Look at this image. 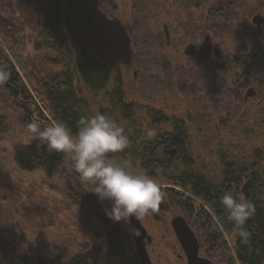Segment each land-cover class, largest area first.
<instances>
[{"label": "trees", "instance_id": "trees-1", "mask_svg": "<svg viewBox=\"0 0 264 264\" xmlns=\"http://www.w3.org/2000/svg\"><path fill=\"white\" fill-rule=\"evenodd\" d=\"M15 2L17 7L11 2H0V81L5 83L12 100L10 109L18 114L22 128L33 120L43 125L55 119L75 131L81 115H92L79 84L98 96L113 82V92L108 94L111 111L102 112L113 119L118 113L127 122L129 147L115 154L117 158L131 156L134 162L140 161L146 173L161 185L159 211L150 215L159 220L173 209L180 210L199 237L202 250L215 264H264V142L260 146L255 141V138L264 140L258 127L262 121L264 124V108L252 117L251 110H244L240 104L241 97L238 100L235 94L229 95L212 84L205 97L199 95L198 100H191L190 83L196 78L192 65L180 70L178 75L186 81L179 88L176 81L153 74L154 67L162 68L161 62L151 58L152 54L143 48L147 18L152 15L140 16L143 12L139 10L131 30L138 47V61L147 73L138 82L140 85H133L123 80L120 73L114 76L116 62L112 58L122 54L121 41L113 34L110 22L103 18L99 0ZM224 22L222 15H212L195 31L205 33L215 29V34L222 37L227 32ZM26 23L36 33L32 40L34 53L50 58L53 70L48 75L34 74L23 59L25 48L22 52L19 48ZM164 65L167 67L168 63ZM246 66L255 79L264 81L263 58L252 59ZM32 104L37 107L35 112ZM138 107L147 114L137 113ZM148 114L150 119L146 117ZM5 119L0 118V135L6 131ZM188 121H191L189 129L184 127ZM153 132V137H149ZM29 136L33 142L17 150V165L29 172L43 169L49 177L62 174L68 200L89 211L105 229L106 251L85 248L69 264H143L128 223L113 222L105 215L104 208L110 207L108 201L105 206L85 191L78 174L64 166V154L49 152L35 137ZM241 142L252 146L246 149ZM245 180H250L251 185L243 196L256 207L255 215L245 225L251 233L247 243L237 236L227 220V210L220 203V197L227 191L238 199ZM0 264L67 263L61 256L50 260L21 256L13 241L0 238Z\"/></svg>", "mask_w": 264, "mask_h": 264}, {"label": "rangeland", "instance_id": "rangeland-1", "mask_svg": "<svg viewBox=\"0 0 264 264\" xmlns=\"http://www.w3.org/2000/svg\"><path fill=\"white\" fill-rule=\"evenodd\" d=\"M0 2H11L12 6H16L15 0H0ZM99 3L103 18L110 22L113 34L118 36L119 42L121 41L119 48L122 54L114 55L112 58L116 62L114 64L116 68L113 69L114 76L120 73L123 80L127 79L133 85H140L138 82L144 74H147L138 61V47L131 34V30L134 29L137 22L136 15L140 10L143 12L140 13V16H144L145 13L148 16L152 15V18H147L148 24H146V38L143 48H146L145 51L152 54L151 58L160 60L162 67H154L152 73H159V77L163 80L172 79L176 81L177 88H179V85L186 81L182 77V80H180L181 78L178 75L181 72L180 67L188 62H193L191 65L195 68L192 69L196 78L190 85L192 87L195 86L196 89L204 86L203 79L199 77L200 71L196 68L197 63L183 55V49L188 40L183 36H178L179 40L177 39L178 42H175V46L169 49L165 45L162 26L167 19L160 7H157L159 13L155 11L157 3L155 0H99ZM150 8L153 12H151ZM30 26L29 23L24 25L25 32L20 37L22 48L19 49L22 52L25 48L22 52L23 59L30 71L38 76L39 74L48 75L52 73V63L48 60L50 59L49 56L34 53L32 40L34 39L33 34L36 33ZM220 40L223 41L222 50L225 56L235 53L233 50L234 44L231 42L232 38L228 34L223 35ZM163 55H168L169 59L165 60L162 57ZM164 61L168 63L167 67H165L164 64L166 63ZM22 76L30 90L33 91L31 83L24 74ZM126 85L130 86L127 82ZM255 85L263 90V83L261 84L263 86L257 83ZM113 86L112 82L106 91L94 96L83 84H79L80 92L88 100L92 114L102 112V110L107 108L110 113V96L108 94L113 92ZM199 95L205 97L206 93L195 90L191 100H198ZM261 102L262 100L255 99L247 103L241 101L240 104L244 106V110H251L252 117H255L257 113L261 112L259 105ZM11 104V96L8 95L5 89V83L0 82V118H6V131L0 135V238L13 241L16 252L21 256L46 260L61 256L67 264L80 255L85 248H102L106 251L108 242L102 223L89 211L72 205L67 198L66 179L62 174L49 177L43 169L29 172L22 170L17 165L15 159L17 150L29 146L33 139L20 125L18 114L10 109ZM31 107L35 112L37 107L33 104ZM135 111L137 113H146L140 107L136 108ZM34 112L33 115L36 114ZM114 116L117 123L122 128L127 129V122L118 113ZM146 117L150 119L149 114ZM190 122L185 123L184 127L186 125L189 129ZM258 127L260 129L259 132L264 134L263 121ZM252 128L253 126L249 128L250 131ZM256 128L257 126L255 130ZM254 133L251 135L252 138ZM153 134L154 132L149 133V137H153ZM255 141L260 146L264 142V140L257 138H255ZM241 146L249 149L252 143L245 144L241 142ZM129 158L134 160L131 156ZM137 162L139 169L146 173L140 161ZM246 182L247 180L244 181L239 190L238 199L246 200V197L241 192ZM87 193L98 200L97 196L92 192L87 191ZM106 203V201L103 202L105 206ZM174 214L183 213L178 209H173L159 220L151 215L145 216L142 220L154 238V246L152 248H155V250L152 251L150 248V254L155 264H166L168 258L172 259L174 257L173 250L168 244V242L172 243L173 240H176L171 226V219ZM202 252L204 253L203 250Z\"/></svg>", "mask_w": 264, "mask_h": 264}, {"label": "clouds", "instance_id": "clouds-1", "mask_svg": "<svg viewBox=\"0 0 264 264\" xmlns=\"http://www.w3.org/2000/svg\"><path fill=\"white\" fill-rule=\"evenodd\" d=\"M25 130L49 152L64 154V166L78 174L85 191L95 194L102 204L110 203L104 212L113 222L130 223L133 217L142 221L159 211L162 200L159 181L141 171L138 162L131 158H117L115 154L129 147V139L125 129L108 114L81 115L75 131L55 119L43 125L33 120L26 124ZM220 203L227 210V220L237 236L247 243L251 233L245 225L255 215V205L237 199L231 191L220 197Z\"/></svg>", "mask_w": 264, "mask_h": 264}, {"label": "flooded vegetation", "instance_id": "flooded-vegetation-1", "mask_svg": "<svg viewBox=\"0 0 264 264\" xmlns=\"http://www.w3.org/2000/svg\"><path fill=\"white\" fill-rule=\"evenodd\" d=\"M155 2H157L155 11H158L157 7H160L167 19L162 26L165 45L169 49L175 46L178 36L188 40L183 49V55L197 63L199 77L205 83L199 89L190 85L192 91L200 90L201 93H206L211 91V84L219 85L229 95L235 94L237 99L242 96L244 103L255 99L262 100L259 105L260 109H263L264 81L255 79L246 63L257 57L264 59V0H191L186 4L183 0H155ZM150 10L153 12L151 8ZM212 15L223 16L225 21L223 27L226 28V34L232 38L231 42L234 44L235 53H231L230 56H225L223 53V41L215 34L214 29V32L205 33L195 31L200 21ZM217 46L221 47L220 56L216 54ZM188 47L190 50H187ZM162 57L165 60L169 59L168 55ZM189 64L193 62L184 64L180 69L185 71L187 67H190ZM255 83L259 85L263 83L261 85L263 90ZM105 111L108 112V108ZM134 234L135 232L132 231L133 236ZM148 234L150 239L146 241V247L152 263L155 264L150 254V248L152 251L155 250L152 248L154 238L149 230ZM168 244L173 250L174 257L168 258L166 264H189L177 238ZM200 257L208 258L203 252L200 253Z\"/></svg>", "mask_w": 264, "mask_h": 264}, {"label": "water", "instance_id": "water-1", "mask_svg": "<svg viewBox=\"0 0 264 264\" xmlns=\"http://www.w3.org/2000/svg\"><path fill=\"white\" fill-rule=\"evenodd\" d=\"M189 48L190 47H188L187 50ZM217 48L218 49L216 54L220 56L221 47L217 46ZM250 185H251L250 180H248L246 184L243 185L241 190L243 195L247 194ZM128 225L130 226L131 230L135 232L133 236V242H134L135 250L139 255L142 263L153 264L146 247V241L147 240L149 241L150 239L147 228L145 227L142 221H139L134 217L132 218L130 223H128ZM171 226L185 256L187 257L189 264H215L209 258L200 257V253L202 252V247L199 237L191 228V226L189 225L187 219L183 214H174V216L171 219Z\"/></svg>", "mask_w": 264, "mask_h": 264}, {"label": "bare ground", "instance_id": "bare-ground-1", "mask_svg": "<svg viewBox=\"0 0 264 264\" xmlns=\"http://www.w3.org/2000/svg\"><path fill=\"white\" fill-rule=\"evenodd\" d=\"M217 7H218V6H217ZM220 9H221V8H220ZM233 9H234V8H233ZM204 14H205V13H204ZM213 14H214V13H213ZM226 14H227V13H226ZM207 15H208V14H207ZM229 15H230V14H229ZM233 15H234V14H233ZM210 19H211V18H210ZM196 21H197V20H196ZM232 21H233V20H232ZM193 22H194V21H193ZM193 22H192V23H193ZM200 22H202V21H200ZM195 23H196V22H195ZM204 23H205V22H204ZM193 24H194V23H193ZM205 25H206V24H205ZM207 25H208V24H207ZM189 26H190V25H188V27H189ZM199 26H200V25H199ZM201 27H202V26H201ZM208 27H209V26H208ZM191 28H192V27H191ZM197 29H198V28H197ZM197 29H196V30H197ZM198 30H199V29H198ZM200 30H202V29H200ZM207 30H208V29H207ZM214 30H215V29H214ZM209 32H210V31H209ZM199 76H200V75H199ZM238 100H239V99H238Z\"/></svg>", "mask_w": 264, "mask_h": 264}]
</instances>
